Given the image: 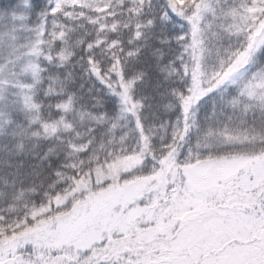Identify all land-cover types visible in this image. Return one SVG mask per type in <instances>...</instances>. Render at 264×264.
<instances>
[{"label": "snow or ice", "instance_id": "snow-or-ice-1", "mask_svg": "<svg viewBox=\"0 0 264 264\" xmlns=\"http://www.w3.org/2000/svg\"><path fill=\"white\" fill-rule=\"evenodd\" d=\"M0 264H264V0H0Z\"/></svg>", "mask_w": 264, "mask_h": 264}]
</instances>
